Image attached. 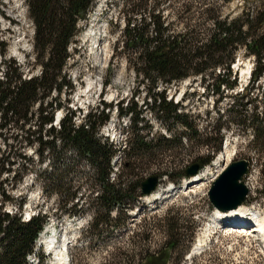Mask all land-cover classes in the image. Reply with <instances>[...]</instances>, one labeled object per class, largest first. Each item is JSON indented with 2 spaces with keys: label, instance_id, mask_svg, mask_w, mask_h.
Returning <instances> with one entry per match:
<instances>
[{
  "label": "trees",
  "instance_id": "obj_1",
  "mask_svg": "<svg viewBox=\"0 0 264 264\" xmlns=\"http://www.w3.org/2000/svg\"><path fill=\"white\" fill-rule=\"evenodd\" d=\"M26 1L28 15L34 24V63L41 67L40 74L24 78L20 66L13 59L1 61L0 137L5 143L8 139L10 142L0 153V264H28L27 256L33 253L34 241L47 222V216L41 212L24 220L19 211L10 213L3 210L7 203L14 202L17 210L23 204L11 196L4 178V174L11 171L14 157L27 158L17 152V145L35 147L38 163L45 162V166L37 170L26 166L22 172L14 173L11 188L22 182L28 172L34 171L42 194L46 198L55 195L63 214L70 216L89 212L92 220L87 237L91 240L101 237L105 230L122 226L128 218V209H132L141 196L143 178L139 175L140 164L155 155L160 147L170 150L175 140V146H180L182 141L186 143L200 135L196 124L187 121L188 115L178 111L179 105L167 98L166 88L157 90L160 84L168 85L199 76L205 83L207 95L212 93L221 97L222 85L232 88L235 84V78L231 79L230 66L240 48L254 57L252 82L263 78L264 83V0L235 17L221 14L213 5L194 13L192 7L197 2L201 6L203 0H179L182 1V9L176 12V20L182 22L180 31L171 28V23L164 17V10L159 8L166 2L170 6L176 0H124L125 23L117 48L121 49L120 54L124 55L135 78L139 79L137 87L141 83L146 86L145 95L149 96V101L145 107L150 104L155 117L171 134L169 137H149L150 126L146 122L144 124L143 111L137 109L136 103L132 101L128 105L127 102L125 107L120 104L119 113L128 115L132 131L123 150H120L108 138L98 135L100 126L108 119L105 110L111 104L101 102L100 110L87 112L82 122L75 125L76 111L57 98L60 92L73 90L64 70L69 57L68 46L78 32V20L84 18L94 0ZM196 19H199L197 23L190 22ZM216 69L219 70L217 74ZM250 89L240 95H232L226 113L219 119L226 118L225 126L229 123L232 127L248 131L250 138L247 143L261 157L264 174V90L259 101L261 110H257L256 98L248 97ZM248 101L251 107H248ZM56 108L65 110L59 127L52 125ZM221 139L216 150L220 149ZM68 151H73L75 158L65 162ZM118 153H122L125 159L121 162L118 176L110 180L114 175L111 161ZM210 158H201L199 163L204 165ZM27 160L32 161L31 158ZM82 160L87 162L89 170L82 176L81 184L75 182L72 173L78 172ZM185 167H164L161 174L178 183L184 176ZM83 184L90 189L98 187L97 196L88 204L79 203L76 197ZM74 200L77 202L73 203ZM113 210L116 212L114 218L111 217ZM184 219L181 216L158 219L153 226L163 234L164 241L154 249L144 244L149 236L146 235L149 228L145 222L143 229L131 238L130 252L119 247L112 255V261L106 260L104 264H170L172 253L179 250L182 239L190 236L186 234ZM44 260L43 254L37 255V264H43Z\"/></svg>",
  "mask_w": 264,
  "mask_h": 264
},
{
  "label": "rangeland",
  "instance_id": "obj_2",
  "mask_svg": "<svg viewBox=\"0 0 264 264\" xmlns=\"http://www.w3.org/2000/svg\"><path fill=\"white\" fill-rule=\"evenodd\" d=\"M15 1H17L16 4L20 8L18 12L13 9ZM201 2H203L201 6L197 2L192 7L194 13L202 11L208 5H213L221 14L235 17L241 11L259 5L261 0H203ZM26 3V0H0V19L6 23V25L0 23V75L2 74L1 61L4 58L13 59L20 66L24 78L40 74L41 66L34 63L32 47L34 24L28 15ZM181 3L182 1L176 0L170 6L166 2L159 7L164 10V17L171 23V28L175 31H180L183 26L182 22L176 20V12L182 9ZM123 4L124 0L94 1L87 14V19L79 23L80 31L69 46L70 56L64 66L67 74L66 78L72 83L73 90L71 92L62 91L57 95L60 102L68 105L73 110L76 109L74 122L78 120L80 122L84 115L91 110H100L103 101L111 104V107L105 110L109 119L106 122V127L103 128L105 132L107 128L112 126L115 128L113 134L109 132L110 137H108V140L120 150H123L124 143L128 140L132 131L127 117L118 115L119 111H117V114L115 113V105L118 106L119 110L120 104L125 107L127 102L128 105L132 101L135 102L137 109L143 111L144 124L146 122V125L150 126L151 133L149 137H158L168 133L164 123L160 119L154 118L155 113L150 109V104L147 108L145 107L149 101V96L145 95L146 86L141 83L137 87L139 79H136L133 71L128 68L124 55L120 54L121 49L117 48V45L121 43L117 40L120 39L119 35L125 23ZM101 13H104L106 18L102 23L104 28L102 27L98 31L86 26L87 22L90 25V22ZM195 21L197 23L199 19L190 22L194 23ZM205 25L209 26L207 23ZM96 32L99 33L97 36L102 33L106 34L100 44H97ZM254 64L255 61L252 55L246 54L243 48L237 50L235 60L230 66L232 75L236 76V85L231 90L221 86L224 97L219 100L215 95L211 96L210 94L207 95L206 92L203 93L205 83L201 82L199 76L187 77L168 85L160 84L157 90L166 88L167 98H171L174 102H177L182 94L183 98L178 102L183 106L182 111L188 114L187 121H194L198 125L197 129L200 130V135L186 143L182 141L180 146H175V140L172 143L174 147H171L170 150L160 147L155 155L139 165L141 166L139 175L145 179L149 175L159 174L164 167L168 168L175 165L188 167L195 162H199V158L209 156L212 157L211 161L216 158L214 161L216 162L226 145L225 147L223 145L222 152L216 153L217 151L213 149L218 145L219 136L225 135L224 140L226 137L228 138L225 143L228 142L230 151L234 155L232 159L245 158L250 160L249 173L245 178V184L248 187V199L244 206L264 215V174L260 165L262 160L247 143L250 134L246 129L243 131L237 126L230 128L221 126L219 133L213 131V128L217 129L219 124L226 119L222 117L220 121L216 122L218 114L228 107L232 95L234 96L236 92H242L244 88L248 89L252 86V82L249 83V80L244 83L242 81L243 70L254 67ZM215 73H218L217 69ZM263 90L264 83L259 78L254 82L248 97L253 100L257 97L255 103H258ZM134 91L136 92L134 93ZM248 104V107H251L249 101ZM258 104L261 105V103ZM60 112L64 115L65 110H62V108L55 109L53 126L56 114ZM8 142H10L9 139L5 143L0 137V153L5 151ZM17 148L19 149L17 152H21L27 158H31L32 161H28L27 158L25 159L22 156L14 157L11 171L5 173L4 178H6V189L9 190L11 196L18 201H23V204L21 209L17 210V205L14 202L7 203L3 210L10 213L19 211L24 220L27 219V215L33 216L41 212V214L47 216L44 231L52 232L54 226L61 231L60 233H63V230L69 231L68 238L71 240V244L67 246L68 264H104L106 260L112 261V255L119 247L130 252L132 248L131 238L135 232L143 229L142 226L145 222L148 223L147 227L149 229L146 231V235L149 234V236L144 244L150 246L151 249L157 248L164 241V237L153 225L162 217L172 218L173 216H181L186 219L184 223L187 226L186 234L190 236L182 239L179 250L172 253L170 264H175L174 261H177L178 264H264V237L256 235L253 231L250 232L247 228H220L216 226L215 223H218L216 221V210L214 212L211 210V203L207 194L211 183L206 181L201 187L189 185L185 188L180 187L183 184V179L177 185L162 177V182L156 190L160 192L159 199L147 203L140 202V210L136 211L134 208L133 212L130 213V218H127L122 226L105 230L101 237L89 240L86 236L89 221L88 213H83L85 215L82 217L83 220L80 225H77V221L71 219L64 220V214L59 209L57 197L50 195L46 198L42 194L34 171L28 172L22 182L15 188H11L10 183L14 173L22 172L26 166L35 167L36 170L45 166V162L43 164L38 163L35 147H23L19 144ZM74 158L75 153L68 151L64 161ZM117 158L118 156L115 157L113 165ZM124 159L122 157V161ZM223 165L224 163L221 164V166ZM114 169H116L114 171H117L116 166ZM88 170L87 162L82 160L78 165V172L72 173L75 182L82 184V176ZM207 170L208 167L203 172ZM208 180L210 179L208 178ZM97 191L98 187L95 186L90 189L86 184H83L77 190L76 197L79 203L88 204L97 196ZM76 202V200L73 201V203ZM115 213V210H113L111 217L114 218ZM262 219H264V216ZM47 236L46 233L43 238L40 237L35 242L34 252H36V255L31 254L28 257L30 264H36L38 253L45 256L43 264H67L66 260L59 259V255H57L59 248L55 249L53 255L47 254V246H49L46 243L49 239ZM50 236L52 238L53 235ZM201 238L204 242L200 251L198 250L199 252L197 251L190 256L195 244ZM42 241L44 245H40Z\"/></svg>",
  "mask_w": 264,
  "mask_h": 264
},
{
  "label": "water",
  "instance_id": "obj_3",
  "mask_svg": "<svg viewBox=\"0 0 264 264\" xmlns=\"http://www.w3.org/2000/svg\"><path fill=\"white\" fill-rule=\"evenodd\" d=\"M199 164L194 163L185 170L187 175L195 174ZM249 172V161L236 159L221 172L212 182L208 191L211 204L220 211H227L241 205L247 198L248 188L245 185V175ZM159 176L152 174L141 182L142 194L151 193L157 186Z\"/></svg>",
  "mask_w": 264,
  "mask_h": 264
},
{
  "label": "bare ground",
  "instance_id": "obj_4",
  "mask_svg": "<svg viewBox=\"0 0 264 264\" xmlns=\"http://www.w3.org/2000/svg\"><path fill=\"white\" fill-rule=\"evenodd\" d=\"M16 3H17V1L14 2V8L13 9H14V11H17L18 12L20 8L17 6L18 4H16ZM16 9H18V10H16ZM0 23L3 24V25H6V23H4V20H1V19H0ZM248 71H249V68H247L246 70H243V81H242L243 83L247 80ZM225 145H226V147H225ZM224 147H225V149H224ZM224 147H223L224 151L222 149L223 152L220 153V155L218 156L217 161L214 162V166L215 167H218V165L221 166L222 163H224V164L226 163L227 164L233 158V156H234L232 154V152L230 151L228 142L224 144ZM114 167L115 166L113 165V169H114ZM114 170H116V169H114ZM115 173H116V171H114V173H113L114 174L113 175L114 177L116 176ZM205 173H206V171H204L202 175H204ZM193 181H195V183H193ZM204 181H205L204 180V177L201 176V173H199V174H196V175H194V176L186 179L185 180V183L190 182L188 184V186L192 184V185H195V187H201L202 185H204ZM158 196L159 197L161 196L160 195V192L159 191H156V192L154 191L150 195L145 196L144 198H145L146 201H150V200L152 201V200H156L158 198ZM244 205L245 204H242V205L238 206L237 208L230 209V210H227V211H218V210H216V216H217L216 217V221L221 222L222 220H226L229 217H234V216L238 217L239 215L242 216V219H244V217H245L246 218V221H248L247 218H250L251 219L252 217H250V216L247 217V214H249L250 209L249 208H245ZM236 227L237 228L239 227V228L245 229V228H243L244 226H236ZM259 228L262 229V230L264 229V219H261V223L259 224ZM53 239H54V236H52V238L50 236L49 239L46 241L47 245H49V246L54 245V240ZM203 242L204 241H203L202 238L200 240H198V242L194 246V249L192 250L193 252L190 255H192L193 253H196L198 250L200 251L201 247L203 246ZM57 253H58L57 255H59V259L60 260H65L66 254H65V252H64V250L62 248H59V250H58Z\"/></svg>",
  "mask_w": 264,
  "mask_h": 264
},
{
  "label": "built area",
  "instance_id": "obj_5",
  "mask_svg": "<svg viewBox=\"0 0 264 264\" xmlns=\"http://www.w3.org/2000/svg\"><path fill=\"white\" fill-rule=\"evenodd\" d=\"M29 78V77H28ZM54 125L57 127L58 124L57 123H54ZM115 178H110V180H114Z\"/></svg>",
  "mask_w": 264,
  "mask_h": 264
}]
</instances>
